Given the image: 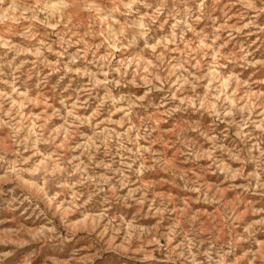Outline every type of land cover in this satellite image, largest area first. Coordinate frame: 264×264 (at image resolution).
Returning a JSON list of instances; mask_svg holds the SVG:
<instances>
[{
    "label": "clouds",
    "instance_id": "obj_1",
    "mask_svg": "<svg viewBox=\"0 0 264 264\" xmlns=\"http://www.w3.org/2000/svg\"><path fill=\"white\" fill-rule=\"evenodd\" d=\"M0 14L28 63L0 92V264H264V0Z\"/></svg>",
    "mask_w": 264,
    "mask_h": 264
},
{
    "label": "rangeland",
    "instance_id": "obj_2",
    "mask_svg": "<svg viewBox=\"0 0 264 264\" xmlns=\"http://www.w3.org/2000/svg\"><path fill=\"white\" fill-rule=\"evenodd\" d=\"M86 7H88L86 5ZM28 12V8H24V13ZM23 15V14H21ZM16 20V16H13L11 20H5L3 18V15L0 14V92H9L13 96V101L18 102L16 100L15 93L12 92L13 88L20 93L21 96H23L24 89L20 86V82L24 79V76L21 75L25 71V69L28 67V63L25 62L23 66H21V61H24L26 58L22 54V52L18 48H13L11 45H19L20 38L18 36H14L13 33L16 31V29L12 26V23ZM21 23H27L25 20H21ZM5 25H8L5 27ZM33 35H36V39H40V35H37L35 32H33ZM36 41H33L35 43ZM35 57H30V59H34ZM29 95H31L29 93ZM21 111L27 112V107L24 105H21ZM39 111V109H37ZM209 188H211V184H209ZM159 195L163 196L165 193L161 192ZM170 198H175L176 193L175 192H169L168 193ZM12 194L7 192L5 190V193L3 195H0V221H3V224H0V226L3 227H11L15 226L14 218L10 216L8 212L9 202L12 200ZM189 197H184V204L187 205V210H191L192 204L188 203ZM193 203L198 204L199 201H193ZM184 211V209H181ZM198 213L207 215L208 209H197ZM23 219V218H20ZM195 219V217H194ZM10 221H13L10 223ZM29 223L39 221L36 220L35 217L32 218L31 221H28ZM163 223V221H162ZM45 254H52V255H58L62 254V250L59 248H47L43 250ZM53 264H66L65 261H53Z\"/></svg>",
    "mask_w": 264,
    "mask_h": 264
}]
</instances>
